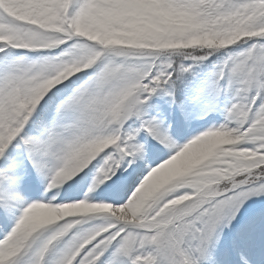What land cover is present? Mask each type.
Masks as SVG:
<instances>
[{"label": "snow or ice", "instance_id": "snow-or-ice-1", "mask_svg": "<svg viewBox=\"0 0 264 264\" xmlns=\"http://www.w3.org/2000/svg\"><path fill=\"white\" fill-rule=\"evenodd\" d=\"M0 264H264V0H0Z\"/></svg>", "mask_w": 264, "mask_h": 264}]
</instances>
